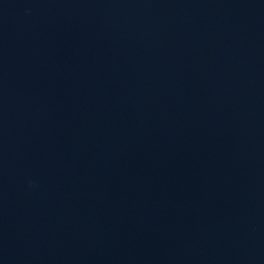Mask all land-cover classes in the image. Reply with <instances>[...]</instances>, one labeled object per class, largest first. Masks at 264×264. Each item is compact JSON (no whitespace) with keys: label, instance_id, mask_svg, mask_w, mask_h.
<instances>
[{"label":"water","instance_id":"95a60500","mask_svg":"<svg viewBox=\"0 0 264 264\" xmlns=\"http://www.w3.org/2000/svg\"><path fill=\"white\" fill-rule=\"evenodd\" d=\"M0 264H264V0H0Z\"/></svg>","mask_w":264,"mask_h":264}]
</instances>
